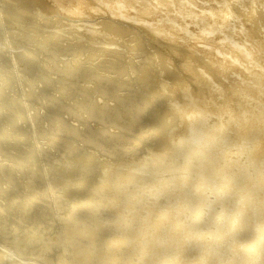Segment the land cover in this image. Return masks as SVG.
I'll list each match as a JSON object with an SVG mask.
<instances>
[{
    "label": "bare ground",
    "instance_id": "1",
    "mask_svg": "<svg viewBox=\"0 0 264 264\" xmlns=\"http://www.w3.org/2000/svg\"><path fill=\"white\" fill-rule=\"evenodd\" d=\"M90 1L0 0V264H264V0Z\"/></svg>",
    "mask_w": 264,
    "mask_h": 264
},
{
    "label": "rangeland",
    "instance_id": "2",
    "mask_svg": "<svg viewBox=\"0 0 264 264\" xmlns=\"http://www.w3.org/2000/svg\"><path fill=\"white\" fill-rule=\"evenodd\" d=\"M90 1V0H89ZM100 1H102V2H100ZM99 2H98V0L96 1V0H92V1H90L91 3H92V6L94 5V3H95V6H93V9H92V11H87V12H85V11H82V13L81 12H79L78 14V16H80V17H78L77 15H74V14H71V16H72V18L70 17L69 19H66L67 21H70V22H74V21H81V22H83V20L84 19H86L87 21L89 20V19H91L90 20V22L88 23V22H86V21H84L85 23H87V24H89L90 25V23H93L95 20H97V21H95V22H98L99 20H101V21H108L109 20V18H108V16L107 15H112L111 16V18L112 19H116V18H118L119 19V16H121V15H123V16H126L127 14L128 15H130V13H131V15H133V17H134V14H133V12H127L126 13V10L125 9H122V8H128V7H126V4H124V3H121V2H118V6L119 5H121V6H119V7H117L118 8V10L117 11H115V8H116V6L114 5V10H112V8L113 7H111V1L110 0H100ZM174 1V0H173ZM198 2L197 4H191L192 6H190L189 5V7H187V8H191V9H193L194 7L195 8H197L198 6H200L202 3H200V2H202V0H199V1H197V0H194V2ZM33 2L34 3H36V5L38 4L37 2H36V0H33ZM103 2H105V3H107V4H105V3H103ZM109 2V3H108ZM146 2H150L152 5H154L155 3H156V5H160V6H162V9H160L162 12V16L160 17V18H165V20L167 19V20H169V22L170 21H172V22H174L173 20H172V13H171V15H169L170 13L169 12H167V11H165V10H163V9H167L166 7L167 6H170L171 4L169 3V2H166L165 4H163V3H161V2H159L158 0H146ZM203 2H207V0L205 1V0H203ZM49 3V2H48ZM99 4L98 6H97V4ZM102 3H103V6H102ZM105 4V5H104ZM107 5V8L105 7ZM194 5V6H193ZM59 6H61V4H59ZM197 6V7H196ZM104 8L105 10H106V12H104V9H102L101 10V8ZM110 7H111V9H110ZM121 7V8H120ZM134 7H137L138 8V6L137 5H134ZM193 7V8H192ZM96 8H98L97 10H96ZM108 9V10H107ZM136 9V8H135ZM60 10H63L64 12L66 11V7H65V10H64V7H62V8H60ZM83 10V9H82ZM100 10H101V12H100ZM168 10H171V12H173V10L172 9H168ZM98 11V12H97ZM108 11H110V12H108ZM113 11V12H112ZM115 11V12H114ZM122 11V12H121ZM89 12V13H88ZM92 12V13H91ZM117 12V13H116ZM118 12H121V13H119V14H121V15H119L118 14ZM124 12V13H123ZM66 13V12H65ZM84 13V14H83ZM113 13H115V15H113ZM169 13V14H168ZM57 16H55V17H59L60 19H62V18H65V14L63 15V16H61L62 15V13H60V11L59 10H57V13H55ZM54 14V15H55ZM90 14H92V16L90 15ZM102 14V15H101ZM105 16H107V18H108V20L107 19H104L103 17H105ZM117 14L119 15V16H117ZM125 14V15H124ZM167 14H168V16H167ZM58 15H60V16H58ZM66 15H68V14H66ZM90 15V16H89ZM93 15H95V16H93ZM96 15H97V17L98 18H96ZM100 15V16H99ZM75 16V17H74ZM87 17V18H85V17ZM113 16H115V17H113ZM62 17V18H61ZM100 17V18H99ZM151 18V19H148V18ZM76 18H78V19H76ZM94 18V19H93ZM96 18V19H95ZM102 18V19H101ZM106 18V17H105ZM143 18V19H142ZM72 21H71V20ZM92 19H93V21H92ZM104 19V20H103ZM134 21H136V22H143V24L144 25H148V26H154L155 25V22H158V20H156L157 18H153V16H147V15H145L144 17H140V18H137V17H134ZM146 19V20H145ZM62 20H64V19H62ZM74 20V21H73ZM147 21V22H146ZM178 21V19L175 21V22H177ZM94 22V23H95ZM161 22V21H160ZM174 22V23H175ZM63 23H64V21H63ZM146 23V24H145ZM88 26H86V27H82L83 29L82 30H78L79 32H95V33H97V35L98 34H100L99 36L100 37H102V38H104V37H108V38H110L112 35L111 34H109V32L108 31H106V30H97V29H94L93 27L92 28H90V29H88L87 28ZM87 28V29H86ZM66 29V28H65ZM87 30V31H86ZM93 30V31H92ZM96 30V31H95ZM104 31V32H103ZM105 34V35H104ZM139 36H138V35ZM61 35V34H60ZM130 35V34H129ZM129 35H127V36H125V37H123L121 40H120V42L121 43H123V45L122 46H120L119 47V49H120V52H118L117 53V55L120 57V58H123V59H128V60H130V61H134L133 63H137V62H140V61H142L143 60V58H145L146 56H149L150 55V53H154V50H152V49H150V48H148L147 46H145L144 47V49H143V54H145V55H143V58H142V54H141V51H135V52H133V53H131V54H126V51H125V49L123 48L124 47V45L125 44H127L125 41H122L123 39H125L126 40V38L128 37L129 38ZM63 38L65 37V38H71L72 36H75V37H80L78 34H76V33H74V34H71V35H69V36H67V35H64V34H62L61 35ZM104 36V37H103ZM110 36V37H109ZM136 36H138V37H142V36H145L144 34L142 35V32L140 33V32H138V31H136L135 32V37ZM146 37V36H145ZM127 38V39H128ZM147 38V37H146ZM148 39V38H147ZM101 41V40H100ZM70 42H72L73 43V41H70ZM80 42L81 43H79V41L77 42V43H79L78 45H77V43L76 44H73V45H71L72 43H70V46L69 47H71V46H73V47H81V46H85L86 44H84V42L85 43H87L88 44V40L86 39L85 41L84 40H80ZM125 42V43H124ZM151 42V43H150ZM152 41H150L149 40V44L150 45H152ZM84 44V45H83ZM154 44L155 43H153V46H154ZM257 46H259V50L261 51V53H262V55L260 56V59H262L263 61H264V47H262V46H260V44L259 45H257ZM122 48V49H121ZM146 49V50H145ZM261 49H263V51L261 50ZM122 50V51H121ZM145 50V51H144ZM124 51V53H122ZM145 52V53H144ZM122 53V54H121ZM76 54H78L79 55V52H77ZM109 54H112V53H109ZM125 54H126V56H125ZM121 55V56H120ZM124 55V56H123ZM130 55V56H129ZM132 55H133V57H132ZM139 55V56H138ZM135 56H137V58H139V60H137V58L135 57ZM141 56V57H140ZM145 56V57H144ZM135 57V58H134ZM68 58V57H67ZM155 58H157L156 56H151V59L153 60V62H151V64L148 66V68L147 69H145V72L147 73V72H149V75H151L150 77H151V79L153 80V75L154 74H156V68H157V60H158V58L155 60ZM100 59H102V57L100 58ZM99 59V60H100ZM136 59V60H135ZM150 59V60H151ZM81 61H83V59L81 58L80 59ZM85 60V59H84ZM139 64V63H138ZM149 70V71H148ZM165 73L166 72H158V75H160V74H162V75H164V76H169V74H166L165 75ZM175 77H177V74L175 73V72H173V74L171 75V78H175ZM204 83V82H203ZM172 85H176L175 84V82H173L172 83ZM82 86H85V87H91L92 85L90 84V83H85V84H82ZM174 87H176V86H174ZM176 93H179V91L178 92H176ZM172 97V96H171ZM170 97V98H171ZM93 99H94V97H92ZM172 98H174V96L172 97ZM171 98V99H172ZM219 99V101H221V100H223V96H221V98H220V96L218 97ZM163 101H164V103H163ZM162 102H161V104H159V106L161 107V108H165V107H169V105H171V100H170V102L168 103V100L167 99H165V100H163ZM167 101V102H166ZM167 103V104H166ZM162 105V106H161ZM168 105V106H167ZM248 116H249V114H248ZM223 122L225 123L226 122V120H225V116H223ZM177 119H179V115H177V117H176V119H175V121L177 120ZM215 117H213V116H210V120H208L209 122L212 120V121H215ZM220 119V118H219ZM174 121V122H175ZM206 120H204V122H205ZM261 122L263 123L264 122V120L262 119L261 120ZM257 125H258V122H257ZM264 128V123L263 124H260L259 125V127H257V129H255L254 130V132L255 131H257V130H264L263 129ZM26 132V134L27 135H29L30 133L26 130L25 131ZM162 132L164 133L165 132V130H162ZM161 132V133H162ZM48 133H50V132H48ZM54 132H52V133H50V135L49 136H52V134H53ZM256 133V132H255ZM252 134V136L254 137V135L255 134H253V133H251ZM262 134V133H261ZM264 135V134H263ZM252 137V138H253ZM252 138H250L249 140H247L244 144L246 145V148H241L240 147V150L241 151H239L238 150V152H239V155L241 156V157H243L247 152H248V150L251 148V140H252ZM159 139H161V137H160V135H158L157 136V138H156V141H158ZM42 142H45L44 140H41ZM235 140H234V137L232 138V140H231V138L230 139H228V142H231V143H233ZM243 144V145H244ZM237 146H240V145H237ZM172 147V146H171ZM234 147H236V146H233L232 148H234ZM231 148V149H232ZM144 150H146V148H144ZM232 150H234V149H232ZM235 152H236V150H234L233 151V153H231V154H235ZM174 154V156H172ZM169 157L167 158V159H165V161H163L162 163H161V165L162 166H164V164L166 165H172L171 163H173V165H175V164H178V163H182V158L181 157H176V154H175V151H173V150H171V153L168 155ZM171 157V158H170ZM175 157V158H174ZM229 157H233V159L234 158H236L234 155L232 156V155H230L229 154ZM177 158H180V159H177ZM168 161H169V163H168ZM181 161V162H180ZM171 162V163H170ZM244 162V161H243ZM156 165V164H155ZM154 165V166H155ZM262 171H264L263 169H261ZM173 171V172H172ZM171 172H169L170 173V175H172L175 171L174 170H172ZM169 185L171 186V185H173V183H169ZM169 185H168V187H169ZM210 195H208V199L206 200V205L204 206V209L206 210L207 209V205L209 206V204H210ZM162 199H163V197H162ZM164 200V199H163ZM173 201H172V203L171 204H173L172 206L173 207H175V206H177L178 204H179V202H177V200H174V198L172 199ZM166 201V200H165ZM208 201V202H207ZM151 203V202H150ZM202 217L204 218V219H206L207 217H205V216H203L202 215ZM219 220L221 219V218H218ZM185 221H187V219L185 218L184 219ZM207 220V219H206ZM219 220H217L216 219V223H218L219 222V224H221L222 222L221 221H219ZM218 221V222H217ZM169 222V221H168ZM154 223H156V221H154ZM169 223H167V225H168ZM155 226H152V228H154ZM165 227V226H164ZM163 226L161 227V228H164Z\"/></svg>",
    "mask_w": 264,
    "mask_h": 264
}]
</instances>
